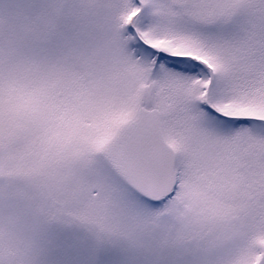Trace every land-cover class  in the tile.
<instances>
[{
  "label": "snow or ice",
  "instance_id": "snow-or-ice-1",
  "mask_svg": "<svg viewBox=\"0 0 264 264\" xmlns=\"http://www.w3.org/2000/svg\"><path fill=\"white\" fill-rule=\"evenodd\" d=\"M0 264H264V0H0Z\"/></svg>",
  "mask_w": 264,
  "mask_h": 264
}]
</instances>
